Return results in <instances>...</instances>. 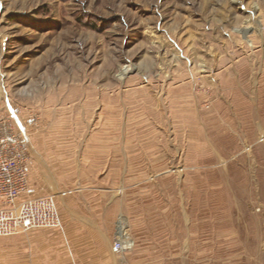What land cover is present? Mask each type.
I'll return each mask as SVG.
<instances>
[{"label":"rangeland","instance_id":"rangeland-1","mask_svg":"<svg viewBox=\"0 0 264 264\" xmlns=\"http://www.w3.org/2000/svg\"><path fill=\"white\" fill-rule=\"evenodd\" d=\"M263 65L264 0H0L40 230L70 264H264Z\"/></svg>","mask_w":264,"mask_h":264},{"label":"built area","instance_id":"built-area-1","mask_svg":"<svg viewBox=\"0 0 264 264\" xmlns=\"http://www.w3.org/2000/svg\"><path fill=\"white\" fill-rule=\"evenodd\" d=\"M9 118L0 123V239L40 229L64 234L55 197L29 194L28 158Z\"/></svg>","mask_w":264,"mask_h":264},{"label":"crops","instance_id":"crops-1","mask_svg":"<svg viewBox=\"0 0 264 264\" xmlns=\"http://www.w3.org/2000/svg\"><path fill=\"white\" fill-rule=\"evenodd\" d=\"M262 133L264 135V128ZM28 170L30 173V164ZM29 194L32 196V193ZM28 232L26 235L0 239V264H70L67 252L62 251L59 239L54 233L44 230ZM64 243L67 245V238Z\"/></svg>","mask_w":264,"mask_h":264},{"label":"bare ground","instance_id":"bare-ground-1","mask_svg":"<svg viewBox=\"0 0 264 264\" xmlns=\"http://www.w3.org/2000/svg\"><path fill=\"white\" fill-rule=\"evenodd\" d=\"M127 72V70H124L123 71V74H125ZM123 74H122V76H123ZM118 228H119V234L121 235V233H122V228H121V225L119 224V226H118ZM121 239H124V240H127V237L126 236H123V237H120Z\"/></svg>","mask_w":264,"mask_h":264}]
</instances>
